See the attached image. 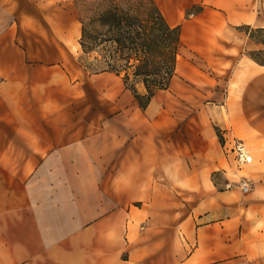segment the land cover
I'll use <instances>...</instances> for the list:
<instances>
[{
  "label": "crops",
  "instance_id": "crops-1",
  "mask_svg": "<svg viewBox=\"0 0 264 264\" xmlns=\"http://www.w3.org/2000/svg\"><path fill=\"white\" fill-rule=\"evenodd\" d=\"M153 1L180 42L143 106L80 61L74 0H0V264H264L262 2Z\"/></svg>",
  "mask_w": 264,
  "mask_h": 264
},
{
  "label": "rangeland",
  "instance_id": "rangeland-1",
  "mask_svg": "<svg viewBox=\"0 0 264 264\" xmlns=\"http://www.w3.org/2000/svg\"><path fill=\"white\" fill-rule=\"evenodd\" d=\"M74 2L76 10L81 16L83 26L90 34L87 38V52L83 51L80 55V61L87 70L94 72L114 68L124 76L128 73L131 79H144V75L135 76L134 73L136 65L140 64L141 56H145V46H147L149 60L142 71L149 72L148 78L150 80H160L162 77L165 79L168 77L169 69L172 66V58L170 53L166 56L165 52H168V48L171 46L169 45L171 43L170 36L166 24L152 0H74ZM261 2V9L264 10V0H261ZM110 9L119 10L121 18L119 24L117 20L110 24L105 23L108 20L105 18L108 17L104 16V13ZM246 26L244 24L239 28L248 36ZM257 27L262 26H253L252 28ZM129 28L133 30L136 37L134 44L113 39L120 33L123 36L126 35ZM149 36L153 39V42L148 46L145 40ZM247 36L241 35L238 39L244 61H247L246 56L250 57V54H254L260 48L254 40L250 37L247 38ZM171 39H174V35ZM127 45L129 47L131 45L135 46V50L125 48ZM241 54L237 55V59L241 58ZM246 144L252 150L251 144ZM234 159L236 158L232 155L231 160L234 168H236L237 162ZM233 175V173H230L229 177ZM215 182L218 184L221 182L218 176H215ZM226 182L228 184L229 180H222V187Z\"/></svg>",
  "mask_w": 264,
  "mask_h": 264
},
{
  "label": "trees",
  "instance_id": "trees-1",
  "mask_svg": "<svg viewBox=\"0 0 264 264\" xmlns=\"http://www.w3.org/2000/svg\"><path fill=\"white\" fill-rule=\"evenodd\" d=\"M153 1V0H152ZM154 2V1H153ZM155 4V3H154ZM155 7L157 8L158 13L160 14L161 18L164 20L165 24H166V29L168 31V35L170 36V41L171 43L169 45L170 48H168V52H165L166 56H168V53L171 54V58H172V66L169 69L168 72V77L165 79L164 77H162L160 80H150L148 78L149 76V72L148 71H142V68L144 67V65L148 63L149 57L147 56L149 51L147 49V46H145V56H141L138 57L140 58V64L136 65V71H135V76H140V75H144V79H138V78H129L128 73L124 76L122 73H120L119 70H116L114 68L111 69H104L101 71H94V72H102V71H113L116 72L117 74H121L124 77L125 83L127 84L128 87H130L134 93L136 94L137 98L140 100L141 105L145 106L146 103L150 100V98L152 97V95L159 89H163V88H167L170 83H171V79L174 75L175 72V66H176V56H177V52H178V48H179V42H180V28L179 27H171L167 24L164 16L162 15L161 11L159 10V8L157 7V5L155 4ZM104 16L108 17L105 19H108L105 21L106 24H110L113 21H118L121 22V18H120V12L118 9H110L107 10L104 13ZM110 18V19H109ZM246 31L248 36L254 40L259 46L260 48L258 50L255 51L254 54H250V57L256 61L259 64H264V26L262 27H257V28H252L251 26H246ZM172 35H174V39L172 40L171 37ZM90 36L88 30L86 29V27L83 26V33H82V39H81V44H82V48L83 51L87 52V38ZM135 35L133 33L132 29H128L127 30V34L123 36V34H118L116 36V38H113L114 40H118L124 43H135ZM108 39V38H107ZM145 42L147 43V45L149 46V44H151L153 42V39L150 38V36L145 40ZM169 47V46H168ZM125 48H130L132 51L135 50V46H126ZM170 51V52H169ZM141 80L144 82L146 88H147V94L145 96H141L136 88H135V83Z\"/></svg>",
  "mask_w": 264,
  "mask_h": 264
},
{
  "label": "built area",
  "instance_id": "built-area-1",
  "mask_svg": "<svg viewBox=\"0 0 264 264\" xmlns=\"http://www.w3.org/2000/svg\"><path fill=\"white\" fill-rule=\"evenodd\" d=\"M231 151L234 152L239 167H243L253 161V152L242 139L234 141ZM227 186L230 187L231 183L229 182ZM238 187L243 192H249L251 190V181L246 176L242 177L238 182Z\"/></svg>",
  "mask_w": 264,
  "mask_h": 264
}]
</instances>
